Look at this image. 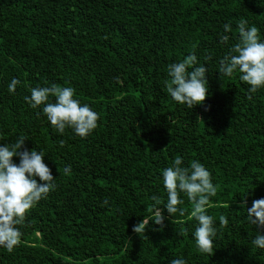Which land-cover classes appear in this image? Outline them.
<instances>
[{"label":"trees","instance_id":"16d2710c","mask_svg":"<svg viewBox=\"0 0 264 264\" xmlns=\"http://www.w3.org/2000/svg\"><path fill=\"white\" fill-rule=\"evenodd\" d=\"M242 18L264 42V0H0V145L26 137L23 147L44 153L57 185L18 226L14 251L0 247V264H264L247 218L264 198V88L248 99L238 71L219 74ZM193 53L208 69V94L189 109L166 82L168 66ZM52 84L74 88L99 113L91 135H61L43 106L26 102L32 88ZM177 156L184 167L204 165L217 187L207 209L217 227L212 256L196 247L183 193V216L163 210L162 229L150 222L145 236L132 232L153 195L167 203L162 172Z\"/></svg>","mask_w":264,"mask_h":264},{"label":"clouds","instance_id":"9594fccd","mask_svg":"<svg viewBox=\"0 0 264 264\" xmlns=\"http://www.w3.org/2000/svg\"><path fill=\"white\" fill-rule=\"evenodd\" d=\"M224 31H231L228 24L224 25ZM237 31L239 40L219 61V74L232 77L238 71L239 79L250 86L248 99H251L252 94L264 88V42L261 41L259 29L249 27L243 18L238 22ZM220 42L227 45L229 36L223 35ZM197 64V57L193 53L182 62L168 66L171 79L166 82V90L175 102L186 105L189 109L202 105L208 94V69ZM18 84L19 81L13 78L8 86L9 92L14 93ZM74 94L75 89L72 87L52 84L32 88L30 98L25 97V100L34 109L43 106V114L61 135L66 129H71L78 137L86 138L98 127L99 113L87 104L82 106L74 99ZM50 97H54L55 101L50 102ZM26 140V137L21 136L14 143L0 145V247L9 253L21 242L23 233L18 226L25 224L26 214L57 187L56 177L43 162L44 153L25 149L23 146ZM59 144L63 147L64 141H59ZM14 157L19 158L18 165L13 162ZM182 163V158L177 156L172 166L162 172L167 203L160 207L162 200L153 195L151 200L154 203L148 209L150 215L133 226L132 232L145 236L150 222L160 225L162 229L165 219L163 210L170 217L177 213L183 216L184 209L179 207L184 203L180 198L183 193L192 204L191 217L198 222L193 234L196 247L202 254L212 256L217 227L213 217L207 214V209L211 206L210 198L217 193V187L212 183L210 171L200 162L192 161L189 167L182 166ZM70 172L71 166L64 168L66 175ZM246 203V199H241L240 207L245 208ZM247 218L257 229L252 244L264 249V198L253 200L251 208L247 209ZM227 225V218L221 215L220 228ZM171 264L186 262L183 259H173Z\"/></svg>","mask_w":264,"mask_h":264}]
</instances>
